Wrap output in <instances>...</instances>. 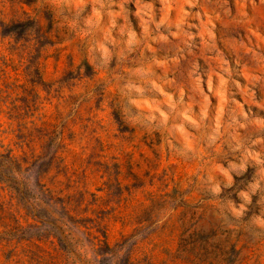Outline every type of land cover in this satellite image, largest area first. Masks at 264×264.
I'll list each match as a JSON object with an SVG mask.
<instances>
[{"label":"clouds","instance_id":"1","mask_svg":"<svg viewBox=\"0 0 264 264\" xmlns=\"http://www.w3.org/2000/svg\"><path fill=\"white\" fill-rule=\"evenodd\" d=\"M0 264H264V0H0Z\"/></svg>","mask_w":264,"mask_h":264}]
</instances>
